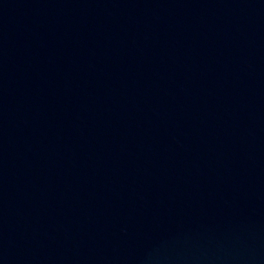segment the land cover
Returning <instances> with one entry per match:
<instances>
[{"label": "water", "instance_id": "1", "mask_svg": "<svg viewBox=\"0 0 264 264\" xmlns=\"http://www.w3.org/2000/svg\"><path fill=\"white\" fill-rule=\"evenodd\" d=\"M0 264H264V0H0Z\"/></svg>", "mask_w": 264, "mask_h": 264}]
</instances>
